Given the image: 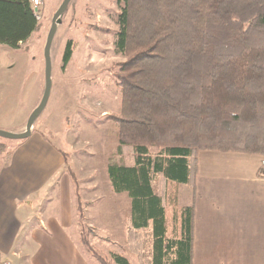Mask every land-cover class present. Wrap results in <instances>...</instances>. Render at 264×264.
<instances>
[{"label":"trees","instance_id":"obj_1","mask_svg":"<svg viewBox=\"0 0 264 264\" xmlns=\"http://www.w3.org/2000/svg\"><path fill=\"white\" fill-rule=\"evenodd\" d=\"M118 1L115 118L131 162L110 164V183L131 199L127 244L140 264H191L194 211L173 206L166 185H194L199 151L264 156V0ZM41 28L28 0H0V45L19 50ZM13 150L0 138V156Z\"/></svg>","mask_w":264,"mask_h":264},{"label":"rangeland","instance_id":"obj_2","mask_svg":"<svg viewBox=\"0 0 264 264\" xmlns=\"http://www.w3.org/2000/svg\"><path fill=\"white\" fill-rule=\"evenodd\" d=\"M62 2L45 0L40 32L19 50L0 45V120L14 123L1 130L25 132L29 116L41 102L44 48ZM120 12L118 0H71L51 45L50 96L32 126L33 133L46 134L69 156L75 175L74 225L69 233L92 264H102L94 252L107 260L112 252H120L130 264H140L127 244L131 199L126 192L113 191L108 175L110 164L131 162L128 153L118 152L115 118L122 108L117 64L126 60L115 51ZM69 41L72 56L65 64ZM3 139L9 148L23 141ZM150 150L156 153L158 148ZM86 237L89 247L82 242Z\"/></svg>","mask_w":264,"mask_h":264},{"label":"crops","instance_id":"obj_3","mask_svg":"<svg viewBox=\"0 0 264 264\" xmlns=\"http://www.w3.org/2000/svg\"><path fill=\"white\" fill-rule=\"evenodd\" d=\"M13 148L0 156V264H92L69 233L66 152L40 132ZM165 191L173 206L193 208L191 264H264V156L199 151L194 185Z\"/></svg>","mask_w":264,"mask_h":264},{"label":"water","instance_id":"obj_4","mask_svg":"<svg viewBox=\"0 0 264 264\" xmlns=\"http://www.w3.org/2000/svg\"><path fill=\"white\" fill-rule=\"evenodd\" d=\"M71 0H63L62 4L60 5L59 9L55 13L53 19H52V25L49 30L45 48H44V59H45V90L43 97L41 99L40 104L33 110L31 115L29 116L26 124L25 132L19 133V134H13L4 130L0 129V137L10 140H25L28 139L32 134V126L36 120V117L45 109L49 96L50 91L52 87V80H51V58H50V50L51 45L57 30L58 25L62 22V16L68 9V6L70 4Z\"/></svg>","mask_w":264,"mask_h":264},{"label":"built area","instance_id":"obj_5","mask_svg":"<svg viewBox=\"0 0 264 264\" xmlns=\"http://www.w3.org/2000/svg\"><path fill=\"white\" fill-rule=\"evenodd\" d=\"M31 8L33 9L38 21L42 18V8L44 6L45 0H28Z\"/></svg>","mask_w":264,"mask_h":264}]
</instances>
